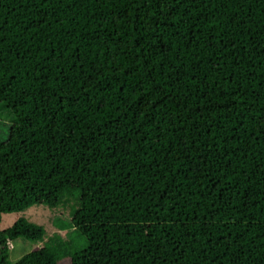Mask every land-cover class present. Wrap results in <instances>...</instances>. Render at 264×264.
Instances as JSON below:
<instances>
[{"label":"trees","instance_id":"1","mask_svg":"<svg viewBox=\"0 0 264 264\" xmlns=\"http://www.w3.org/2000/svg\"><path fill=\"white\" fill-rule=\"evenodd\" d=\"M0 264H264V0H0Z\"/></svg>","mask_w":264,"mask_h":264},{"label":"rangeland","instance_id":"2","mask_svg":"<svg viewBox=\"0 0 264 264\" xmlns=\"http://www.w3.org/2000/svg\"><path fill=\"white\" fill-rule=\"evenodd\" d=\"M9 123L6 121H0V140H5L8 132ZM19 216L25 217L29 221H33L34 223L41 224L44 228V235L42 239L38 242L27 241L25 239H18L15 242H8L9 248V260L14 261L19 258L24 253L37 249L42 246V243L45 239H47L50 235L54 232L58 233L61 237H63L67 230H55L51 225L52 221L55 219L56 216L67 218L68 211L65 208H59L55 211H49L44 208H39L38 206H33L20 214H3L0 219V229H4L5 227L9 226L15 219ZM59 264H69L68 260H62Z\"/></svg>","mask_w":264,"mask_h":264}]
</instances>
